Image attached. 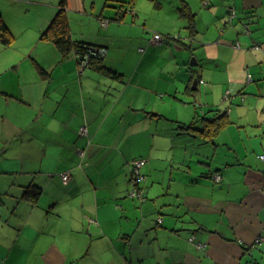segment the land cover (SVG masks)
I'll list each match as a JSON object with an SVG mask.
<instances>
[{
    "label": "crops",
    "instance_id": "1",
    "mask_svg": "<svg viewBox=\"0 0 264 264\" xmlns=\"http://www.w3.org/2000/svg\"><path fill=\"white\" fill-rule=\"evenodd\" d=\"M16 1L42 13L0 43V264H264V0H64L117 77L39 37L61 0ZM218 111L192 143L150 115Z\"/></svg>",
    "mask_w": 264,
    "mask_h": 264
},
{
    "label": "trees",
    "instance_id": "2",
    "mask_svg": "<svg viewBox=\"0 0 264 264\" xmlns=\"http://www.w3.org/2000/svg\"><path fill=\"white\" fill-rule=\"evenodd\" d=\"M113 2H116V3L118 2L119 8L122 7V4H126L128 5V7L132 5V0H113ZM63 4H64V0H61V5H59V10L55 14L52 21L49 23L48 27L43 31L42 35L40 36L41 39H49L56 46V48L58 49V51L60 52L62 56L67 55L69 52H74L77 55V58L81 64L84 63V65L94 67L98 71L102 72L103 74L112 75L111 73L113 70L101 64L102 55L100 54V51L98 49L93 48V45L90 43H87L84 41L73 40L71 38L70 33H69V25L67 23L66 16L63 12L64 11L62 7L64 6ZM105 6L115 7L116 5L113 3H110V0H105ZM181 13H182V16H186V13L183 9ZM12 38L13 37H12L11 32L9 31L8 26L2 20L1 15H0V43L1 45L5 47L9 46L11 44ZM114 72L115 71H113V73ZM114 74H115L114 77L118 76L116 72ZM210 113H213V112H210ZM150 115H152L153 117H156L157 119L162 118L160 115H156L155 113H151ZM169 123L171 126L169 131L172 132L173 137L179 139V137L187 135L191 138L205 139L204 142H206L207 140L212 141L215 138V136L221 131V129H223L225 126L229 124V120H228L226 113L220 111L219 113L213 114V116L211 117L204 116L199 119L193 120L192 122L187 123V124L173 122V121H169ZM79 135L82 137H88V135H82L81 133H79ZM140 160L144 161V164H143L144 166L145 160L144 159H140ZM134 162L135 161H132L129 164V170H130L129 173H130L131 180H132L131 167L133 166ZM138 194L139 195H136L134 197L130 196L129 194L128 196L131 197V199H136V197H138L141 200L139 191H138ZM191 237L193 236H190L188 238V241L190 243H192V241H190Z\"/></svg>",
    "mask_w": 264,
    "mask_h": 264
},
{
    "label": "rangeland",
    "instance_id": "3",
    "mask_svg": "<svg viewBox=\"0 0 264 264\" xmlns=\"http://www.w3.org/2000/svg\"><path fill=\"white\" fill-rule=\"evenodd\" d=\"M42 13V10L36 7L35 5H24L22 3L17 5L16 0H0V15L2 20L5 22V24L10 27L11 33L14 35L15 41L12 44L11 50L15 49V51L20 48L19 43L22 42V38L24 36H27L30 31L35 32L33 30L34 27L37 28V24L40 20V14ZM11 20V21H10ZM12 23H18L21 32H17V30L14 28V25ZM101 26H105V22H101ZM14 29V30H13ZM12 30L16 33H13ZM43 32L39 33V37L42 35ZM2 47V46H1ZM17 48V49H16ZM2 50V48H1ZM0 50V51H1ZM160 119H158V122H160L163 126H166V122L171 121L169 117H167L165 114H161ZM169 118V119H168ZM189 139V140H188ZM179 140L181 141H188L192 143L193 139L188 136H182L179 137ZM68 176L67 174H64ZM68 180V177H67Z\"/></svg>",
    "mask_w": 264,
    "mask_h": 264
},
{
    "label": "built area",
    "instance_id": "4",
    "mask_svg": "<svg viewBox=\"0 0 264 264\" xmlns=\"http://www.w3.org/2000/svg\"><path fill=\"white\" fill-rule=\"evenodd\" d=\"M167 38L168 37H163L161 35L155 34V35H153V37L151 39V42L154 43V44L163 43V42H165L167 40ZM253 49L258 50L259 49L258 45H255L253 47ZM83 65H84V63H83ZM248 78H250V76H248ZM80 133L82 135H87V131H86L85 128H82L80 130ZM263 158H264L263 156H260V159H263ZM143 164H144L143 160H138V161H135L133 166L131 167L132 181H134V183H137L142 178L140 173H139V169L143 166ZM67 177L68 176H66V175H62L61 176L62 181L66 182L67 181ZM213 180H214V182H220V176L217 175V174L213 175ZM129 195L132 196V197H134L136 195H139L138 194V190H136L135 188L132 189L130 191ZM190 241L193 242V237L190 238ZM256 242H259V240H257Z\"/></svg>",
    "mask_w": 264,
    "mask_h": 264
},
{
    "label": "water",
    "instance_id": "5",
    "mask_svg": "<svg viewBox=\"0 0 264 264\" xmlns=\"http://www.w3.org/2000/svg\"><path fill=\"white\" fill-rule=\"evenodd\" d=\"M248 29H249V25H247L246 27H245V30L246 31H248ZM248 32H250V29H249V31ZM191 66H195V61H191ZM195 89V81H193V84H192V90H194ZM251 256V255H250Z\"/></svg>",
    "mask_w": 264,
    "mask_h": 264
}]
</instances>
